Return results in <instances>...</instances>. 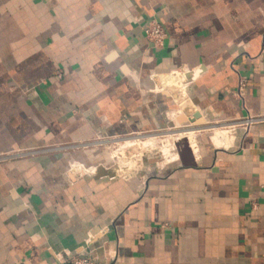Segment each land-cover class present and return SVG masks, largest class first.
Listing matches in <instances>:
<instances>
[{"label":"crops","instance_id":"0c3cea01","mask_svg":"<svg viewBox=\"0 0 264 264\" xmlns=\"http://www.w3.org/2000/svg\"><path fill=\"white\" fill-rule=\"evenodd\" d=\"M263 37L264 0H0V264H72L88 248L95 264H264ZM179 72L185 105L159 89ZM247 115L261 121L245 130ZM187 132L191 166L174 147L186 137L177 160L113 162L126 140Z\"/></svg>","mask_w":264,"mask_h":264},{"label":"bare ground","instance_id":"6f19581e","mask_svg":"<svg viewBox=\"0 0 264 264\" xmlns=\"http://www.w3.org/2000/svg\"><path fill=\"white\" fill-rule=\"evenodd\" d=\"M160 79L162 80L163 84L159 86V89H161L163 91H172V93H174V94L180 93L181 96H179L178 98L180 99L181 103H183V105H185V103L182 102L184 97H185V95L187 94V93L185 94V86H186V83H187L185 74H181V72H179V73H176V74H173V75L163 76ZM222 131H225V130H222ZM227 132H228V130L225 131V132H220V131H217V130L212 132L211 133V137H212L213 141L215 142V144L221 145L222 142H223L222 140L226 139V137L228 136ZM197 136H198V134L196 132H187V133H184V134L181 133V134H177L176 136H169V135L168 136H163L161 138V141H162L163 145H162V148L160 149L162 157H164L166 162H171V161L177 160V155H175V156L171 155L170 156V154H171V146L173 147V143L175 141H178V140L182 139L183 137H186L188 139L190 146L193 148V150L195 152H197ZM134 139L133 140H126L123 143L118 144L116 149L112 151V156L115 158L116 162L118 163V164L116 163V166L119 169V171H123V170H126V169L127 170L138 169V167L141 166L142 163H143V155L146 152V150H149V149L153 150L154 149L155 142H154L153 138L152 139L148 138V140H146L144 142L140 141L139 139H137V140H134ZM227 148H228V146H227ZM137 152H138L139 155H137L135 161H125L124 162V160H123L124 157L129 156V158L130 157L132 158L134 156V154L137 153ZM70 167L72 169L75 168L78 171V173L79 172L82 173V174L88 173V175L89 174H93L94 175V174H96V171L98 170V167H93V166L91 167V166H88V165L83 164V163L81 164L80 162L77 163V161L72 162ZM105 169L108 172H110V168L108 166H106Z\"/></svg>","mask_w":264,"mask_h":264},{"label":"built area","instance_id":"2783aa9c","mask_svg":"<svg viewBox=\"0 0 264 264\" xmlns=\"http://www.w3.org/2000/svg\"><path fill=\"white\" fill-rule=\"evenodd\" d=\"M146 37L147 39L154 45L156 48H162L165 44V40L167 38L166 31L162 24L156 19L153 18L150 20L148 23L147 29H146ZM261 53H264V37L262 41V51ZM60 77L61 74H58ZM247 87V79L240 76L239 83H238V88L234 92L235 96L243 101V108L246 109L245 107V102H244V93L245 89ZM261 118L254 117L251 115H247L244 117L241 121L242 125L245 127V130H249L253 125L256 123L260 122ZM16 155L13 156H21L23 154L15 153ZM2 158H9V157H2ZM97 250L96 249H90L88 248L86 250V255L85 257H75L72 260V264H95L97 258H96Z\"/></svg>","mask_w":264,"mask_h":264},{"label":"water","instance_id":"95a60500","mask_svg":"<svg viewBox=\"0 0 264 264\" xmlns=\"http://www.w3.org/2000/svg\"><path fill=\"white\" fill-rule=\"evenodd\" d=\"M179 159L183 166L192 165V149L190 147L188 139L184 138L180 142L175 144ZM105 175L113 176L112 172H108L103 166L98 167L96 171V177H101Z\"/></svg>","mask_w":264,"mask_h":264},{"label":"rangeland","instance_id":"374dc122","mask_svg":"<svg viewBox=\"0 0 264 264\" xmlns=\"http://www.w3.org/2000/svg\"><path fill=\"white\" fill-rule=\"evenodd\" d=\"M154 142H155V146H154V148H160V149L162 148V145H163V144L161 143V141H154ZM115 149H116V148H113L112 151L115 150ZM112 151H110V152L112 153ZM137 155H138V152L135 153L134 156H133L132 158H131V157L129 158V156H127V157H124L123 160H124V162H125V161H135ZM112 158H113V162L116 164L117 162H116L115 158H114L113 156H112ZM77 163H78V162H77ZM71 164H72V163H71ZM117 164H118V163H117ZM69 168H70V165H69ZM105 168H106V167H105ZM71 169H72V168H70V170H71ZM71 171H72L73 173H77V172H78L75 168L72 169Z\"/></svg>","mask_w":264,"mask_h":264}]
</instances>
